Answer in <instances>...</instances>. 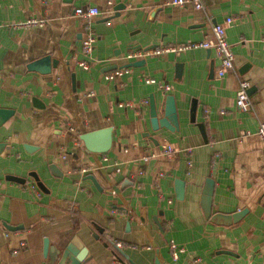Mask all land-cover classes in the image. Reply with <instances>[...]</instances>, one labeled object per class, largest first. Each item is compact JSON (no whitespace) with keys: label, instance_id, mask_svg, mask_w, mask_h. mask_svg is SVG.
<instances>
[{"label":"crops","instance_id":"obj_1","mask_svg":"<svg viewBox=\"0 0 264 264\" xmlns=\"http://www.w3.org/2000/svg\"><path fill=\"white\" fill-rule=\"evenodd\" d=\"M165 1L0 0V264H71L68 244L85 248L80 264H264V0ZM91 6L86 55L74 9ZM39 17L42 27L17 25ZM227 17L234 70L223 76L205 48L127 58L202 41ZM45 55L56 60L49 73ZM241 79L248 111L235 103ZM169 96L177 127L153 128L150 97L164 118ZM207 178L212 213L244 210L238 221L205 217Z\"/></svg>","mask_w":264,"mask_h":264},{"label":"built area","instance_id":"obj_2","mask_svg":"<svg viewBox=\"0 0 264 264\" xmlns=\"http://www.w3.org/2000/svg\"><path fill=\"white\" fill-rule=\"evenodd\" d=\"M48 0H41L42 4H47ZM166 4L175 5V6H185L187 4L193 5V7L196 10L203 9V2L202 0H166ZM74 13L76 16H78L86 26L87 22L92 20L95 16L98 15V9L94 6L91 7H77L74 9ZM232 21V18L227 17L225 18L224 22L222 23H214L211 26V37H206L202 41L198 42H190V43H180V44H169L166 46H158V47H152L147 48L140 51H132L127 58H143L145 56H157L166 52H181L184 50L192 49V48H205L212 51L214 57L218 60V68H217V75L223 76L227 72H230L234 70V54L231 49V45L228 43L226 39V33H225V26L229 24ZM46 24V18L45 17H39V18H27L23 22H20L19 26H39L42 27ZM96 34L93 30L88 29L85 33L84 38L82 39V50L83 52L88 55L93 50V46L95 43ZM79 65L86 69L88 68V64L85 62H79ZM123 72L122 70L114 71L113 73L107 74V79H112L115 76L121 75ZM140 80L146 82V83H152L154 82L153 78L141 76ZM249 87V83L241 79L239 80L238 87L236 89V99L235 103L239 110L241 111H248L252 108L251 100L247 94V88ZM165 91L169 90L168 85H164L162 87ZM88 96L93 95L92 92L87 93ZM143 103H146L143 101ZM257 134L260 137L262 143H263V150H264V121H260L258 123L257 127ZM174 151V148L172 145H166L163 149V153L166 155H171ZM86 169L90 170V167L88 166ZM85 169V170H86ZM159 191V190H158ZM160 192V191H159ZM161 195V193H160ZM121 243H115L116 247H119ZM170 249L172 252V255L174 258L177 257V253L180 251V249L177 248V246L174 243H170Z\"/></svg>","mask_w":264,"mask_h":264},{"label":"water","instance_id":"obj_3","mask_svg":"<svg viewBox=\"0 0 264 264\" xmlns=\"http://www.w3.org/2000/svg\"><path fill=\"white\" fill-rule=\"evenodd\" d=\"M39 64L42 66V70L44 73H49L52 66H56V60L51 59L49 55H45L39 58ZM28 68L30 70H35V64L30 62L28 64ZM35 100V99H34ZM40 103V102H38ZM150 107V117L153 128H157L158 126L165 127L171 131L175 130L178 124L177 114H176V106L174 103V98L169 96L166 100V108L164 113V118H157L156 108L154 105V100L150 97L149 101ZM8 110L0 109V114H8ZM179 193L183 192V182L179 183ZM214 189V181L211 178H207L205 180L204 186L202 188L200 203L203 210V213L206 218H209L212 222L222 225H228L233 222H236L243 215L244 210L236 211L232 214H222V213H212V194ZM179 194V195H180ZM44 250L49 251L48 241L44 240ZM85 248H82L80 253H77L72 245L68 244L64 248L61 254V261L70 259L71 264H80L85 259ZM58 264H61L60 262Z\"/></svg>","mask_w":264,"mask_h":264}]
</instances>
